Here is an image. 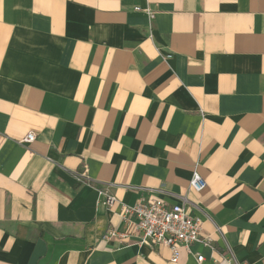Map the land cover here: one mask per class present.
<instances>
[{
    "label": "crops",
    "instance_id": "crops-1",
    "mask_svg": "<svg viewBox=\"0 0 264 264\" xmlns=\"http://www.w3.org/2000/svg\"><path fill=\"white\" fill-rule=\"evenodd\" d=\"M143 198H187L212 242L140 243ZM197 253L264 264V0H0V264Z\"/></svg>",
    "mask_w": 264,
    "mask_h": 264
},
{
    "label": "built area",
    "instance_id": "built-area-1",
    "mask_svg": "<svg viewBox=\"0 0 264 264\" xmlns=\"http://www.w3.org/2000/svg\"><path fill=\"white\" fill-rule=\"evenodd\" d=\"M136 10L144 11L148 15L152 29V23L156 17L155 10L149 6L145 8L137 6ZM150 36L152 37V33ZM169 57L167 56V58ZM36 136L35 132L30 131L20 142L31 143L36 139ZM86 172L84 170L76 174L78 182L85 183L89 179ZM190 185L191 188L200 192L206 188L207 184L198 170H195ZM98 193L101 202L108 207H112L119 202L117 197L109 193L108 190L99 189ZM187 201V198H185L183 204L169 206L161 198H143L133 206L121 203V214L123 219L127 221L131 215L137 217L136 230L140 234V243L147 244L151 248L168 247L172 252L171 260L178 262L182 249L190 252V246L196 242L204 244L212 242V238L201 236L203 220L191 214L187 207ZM116 236H119V233L114 229H110L104 237L109 239ZM196 255L199 264H201L204 256L198 253ZM232 259L233 256L225 260L231 262Z\"/></svg>",
    "mask_w": 264,
    "mask_h": 264
}]
</instances>
